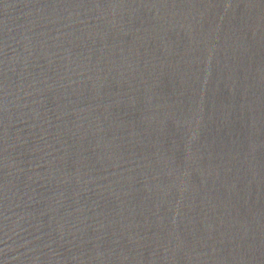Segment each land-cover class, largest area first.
<instances>
[{
  "label": "water",
  "instance_id": "95a60500",
  "mask_svg": "<svg viewBox=\"0 0 264 264\" xmlns=\"http://www.w3.org/2000/svg\"><path fill=\"white\" fill-rule=\"evenodd\" d=\"M0 264H264V0H0Z\"/></svg>",
  "mask_w": 264,
  "mask_h": 264
}]
</instances>
